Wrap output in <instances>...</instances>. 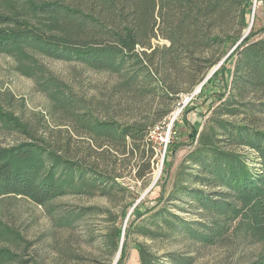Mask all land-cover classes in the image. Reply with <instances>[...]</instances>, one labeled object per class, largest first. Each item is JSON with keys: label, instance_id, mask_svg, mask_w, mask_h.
<instances>
[{"label": "trees", "instance_id": "16d2710c", "mask_svg": "<svg viewBox=\"0 0 264 264\" xmlns=\"http://www.w3.org/2000/svg\"><path fill=\"white\" fill-rule=\"evenodd\" d=\"M250 7L251 0H0V54L13 56L19 71L35 80L51 103L57 126L68 133L64 141L36 138L27 124L0 110V129L27 137L0 147V196L19 197L39 207L73 194L123 197L129 192L118 181L123 176L117 165L135 156L141 161L150 150L145 166L139 164L134 172L135 180L144 181L154 155L150 134L182 96L221 64L208 82L219 78L225 90L214 96L224 100L189 156L194 166L189 177L204 190L183 188L184 196L207 213L212 224L207 229L165 208H152L144 211L154 212L150 228L141 224L136 229L151 238L166 231L193 242H211L230 214L245 218L248 227L264 237V131L253 114L264 112V27L251 28L243 38ZM154 40L165 43L153 45ZM34 54L108 73L115 82L103 101L82 99L47 76ZM227 64L230 77L225 85ZM203 91L198 98L212 103L213 96L205 97ZM120 99H128L133 108L145 105L148 116L117 121L118 112L132 111L121 109ZM240 115V122L221 119ZM190 125L195 140L198 126ZM73 136L85 137L86 146L75 147ZM236 149H248L252 156ZM120 234L117 229L110 235L114 253ZM138 253L139 264H153L155 258L146 248L140 246ZM124 255L122 246L120 263ZM16 259L0 250V264H26ZM170 259L172 264L192 263L178 255ZM258 264H264V257Z\"/></svg>", "mask_w": 264, "mask_h": 264}, {"label": "rangeland", "instance_id": "374dc122", "mask_svg": "<svg viewBox=\"0 0 264 264\" xmlns=\"http://www.w3.org/2000/svg\"><path fill=\"white\" fill-rule=\"evenodd\" d=\"M247 21L256 31L264 27V0H251ZM247 33L248 29L244 36ZM164 43L153 41V45ZM31 56L41 70L47 71V76L51 75L85 100L103 101L102 97L115 82L108 73L88 70L76 63L35 54ZM220 65L212 68L191 94L182 96L174 111L150 134V148L154 155L149 160L150 173L144 181L135 180L134 172L139 164L145 166L150 150L141 161L135 156L117 165V172L123 176L118 181L129 192L123 197L73 194L39 207L19 197L0 196V250L9 251L17 257L16 260L26 264H139L140 246L155 258L153 264H172L171 255L191 258V264H258L264 257V237H259L252 227H248V221L241 216L229 214L223 219L219 223L221 234L211 242H193L166 231L153 234L151 238L136 229L141 224L150 228L149 218L154 212L144 215V211L152 208H165L171 214L201 222L207 229L212 224L209 215L202 213L190 198L184 196L183 188L204 190L189 177L194 171L189 156L196 148L199 135L216 120L212 113L224 100H215L225 90L223 84L218 83L219 78L213 83L208 82ZM223 77L227 85L230 77L228 64ZM202 91L205 97L213 96L212 103L205 104L203 97L198 98ZM128 102V99L121 100L119 107H129ZM129 108L132 111L118 112L115 119L122 122L136 116H148L145 105L143 108L140 105ZM0 110L21 124H27L36 138L50 141L67 138L66 128L57 126L51 116V103L37 89L35 80L21 73L16 59L6 54H0ZM253 114L257 126L264 131V112ZM242 117L223 116L221 119L240 122ZM190 124L198 126L195 140L190 137ZM72 139L75 147L86 146L85 137L73 136ZM25 140L27 137L23 134L0 129V147ZM168 152L171 155L168 156ZM237 152L252 156L248 149H238ZM117 229L121 234L118 251L114 253L110 235ZM206 234L210 232L206 230ZM122 246L125 255L120 263Z\"/></svg>", "mask_w": 264, "mask_h": 264}, {"label": "water", "instance_id": "95a60500", "mask_svg": "<svg viewBox=\"0 0 264 264\" xmlns=\"http://www.w3.org/2000/svg\"><path fill=\"white\" fill-rule=\"evenodd\" d=\"M250 28H251V27H248V32L250 31ZM247 34H248V33H247ZM244 37H245V36H244ZM244 37H243V38H244Z\"/></svg>", "mask_w": 264, "mask_h": 264}]
</instances>
